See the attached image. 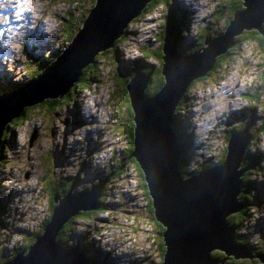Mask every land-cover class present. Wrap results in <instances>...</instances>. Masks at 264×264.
<instances>
[{"label": "rangeland", "instance_id": "obj_1", "mask_svg": "<svg viewBox=\"0 0 264 264\" xmlns=\"http://www.w3.org/2000/svg\"><path fill=\"white\" fill-rule=\"evenodd\" d=\"M4 1L0 0V78L7 82L27 79L25 68L28 66L36 67L35 63L40 55H47L48 62H53V53L67 44L65 29L59 23V18H63V15L66 14L68 19L72 21L71 23L77 25L76 19L80 11L78 6H86V4H81L82 1L77 4H70V0H66L67 6L61 3H53L50 0ZM216 1L176 0L170 6L175 10V17L179 21L185 20L194 26L197 21L201 20L199 24L201 28L206 31L210 28L215 32L218 31L217 29H221L225 23V14L221 11H216L214 22L211 19V9ZM16 4L17 9L14 8ZM11 7L13 10L10 11ZM167 13H169V8ZM201 13H204V17L200 19ZM163 21L164 14H162V10L156 9L153 14L146 16L142 21L144 26L136 24V27H142V31L127 30V37L122 36L124 39L122 43L126 42L124 45L127 47L118 53L115 65L111 66L109 64L111 62L107 61L108 57L103 58L101 56V60L96 61V76L82 77L83 81L81 80L82 82L75 86V91L69 96H62L53 108L45 103L43 108L39 107L29 113L23 112L22 109L19 110L17 116L22 115L23 112V115L28 117L19 126L15 124L10 126V128H14L13 133L10 130L4 133L6 138L5 159L0 160V202L6 206L5 212L1 214L0 211V215L5 220L6 217H9V210L12 212L11 216L13 218L10 227L17 228L25 225V229H32V225L36 224V220L32 218L36 210H44V203L48 204L51 198L49 192L41 190L40 199L44 203H36L39 189L37 186L41 184L46 186L47 184L44 175L52 177L50 185L53 187L58 188L65 185L67 188L69 181L65 182L64 180L71 181L75 177L76 171L79 170L78 177L75 178L72 187L73 190H71L72 194H77L85 192L90 185L96 182L98 173L99 175L107 174L108 170L115 167L121 160L119 157L121 150L124 149L125 141L122 139L120 129L123 123L128 121V98L121 87L124 84L126 85V81L130 80L131 74L127 71L121 74L118 68L120 66L129 68L132 57L136 56L137 51L141 48L151 53L156 51L157 45L160 41H163L166 30H162ZM186 28L189 32V27L186 26ZM160 30H162L161 33ZM163 31L164 33L161 36ZM154 34L159 35V37L153 38ZM132 35L135 39L127 42L133 38ZM120 45L123 44L119 43ZM249 45L252 47V51L258 50L252 43L249 42ZM249 45L241 44L238 49L250 48ZM31 47L32 49L37 48L35 59L29 58ZM115 49L117 48L115 47ZM110 54L112 55V53ZM142 56L147 59L143 52ZM256 59L258 61L260 58L256 57ZM149 65L154 68L150 72L151 75H154L157 70L155 65L157 64L149 62ZM222 65L226 66L225 73L227 75L223 77L222 73L217 70L211 74V79L206 78L198 82L202 83L199 86L206 84L207 86L203 91L198 92L200 93V100L197 106L194 107L193 113L188 111V118L194 119V129H192L189 121L181 129L190 136H194L196 131L199 138L196 136L192 145L194 146L200 141L201 146L204 147V152L210 154L213 148L216 150L221 146L219 140L224 144L227 135L230 137L233 133L231 132L232 127L235 125V121L239 120V112L244 115L243 121L249 122L250 130L253 131L254 136L256 134L252 144L254 146L251 148V152L256 153L253 161L256 171L251 173L253 185L250 193L253 205L258 208L257 215L260 219H264V131L257 136L258 129H256L259 122L264 120V97H262L264 94L262 93L263 95L259 98H262L261 105L253 113L248 112L250 100L247 99L248 102H246L240 96L244 91L256 92L252 85L253 77L259 81V75L263 73V70L259 67V64L258 69H255V61L246 58V55L241 53L232 59L230 65L228 61H225ZM147 71L145 69L141 72L147 74ZM253 73L257 76L255 77ZM136 74L137 72L133 73L132 76ZM86 86L87 88H83ZM91 90L92 93H88ZM159 90L154 92L156 93ZM236 91H239V98L229 102L228 99ZM149 92H152V88H149ZM127 96L129 97L128 91ZM243 98H245L244 95ZM84 100L92 104L88 111ZM39 103H42V101H39ZM177 103H179V100ZM236 108L241 109V111H236ZM197 110L201 114L200 122L202 124L206 123L202 129L195 124ZM247 113L249 116H247ZM224 124H227V129L230 128L229 134L228 131L223 129ZM34 131L37 132V137L30 144L29 138ZM12 134H14L13 137ZM215 135L218 136L219 140ZM112 153L114 154L113 158ZM179 159L183 162L186 161V163H192L191 158L182 152H180ZM242 162L243 157L237 169L244 168L245 162L244 164ZM246 162L251 161L248 158ZM211 167L213 165L202 166L200 172H205ZM122 168H124L123 165ZM134 173L135 169L125 168V172L118 176L116 182L109 183L103 201L116 200L118 199L117 195H119L120 202H126L129 199V194H124L122 191L127 189L129 184L122 181L126 177H131L134 184V193L141 198L142 202L144 192L141 187L139 188L136 185ZM179 173L181 174L180 171ZM242 176L241 181L243 180ZM182 178L186 179L183 175ZM10 181L21 187L17 189H20L19 192L27 194L30 203H26V205L19 203V207L13 206L10 198L11 191L15 189L9 187ZM107 183L108 179L105 180V184ZM28 184L33 185L28 188ZM35 184H37L36 187H34ZM56 194L58 192H54L52 198ZM105 205L108 211L102 215L103 217L110 214L112 207L110 204ZM137 207L138 205L135 204L127 210L116 209L117 218L109 217V221L106 223H98L95 218L80 217L75 220L73 230L78 233L91 229L90 226L95 227L98 225L102 227L99 232L92 231L88 237L92 242L91 249L94 254L95 249L99 253V248L104 252H109L104 255L102 264H149L151 258L159 257L157 248L150 249L151 252L148 250L150 246L156 245L153 241L155 233L149 229L147 223H151L149 217H146V213H143V210ZM44 216L45 211H39V220H42ZM107 217L105 218L107 219ZM154 220H156L155 217ZM6 224H8L7 221ZM145 230H147L146 233L142 235ZM26 234L28 233L20 232L15 239L17 241H28L29 235L26 236ZM127 239L130 240L129 243ZM15 242L12 244H15ZM128 244H132L133 248H126ZM143 244L147 247H143ZM141 253L142 257L147 258L144 262L140 261ZM95 255L99 260V255ZM225 260L221 263L226 264Z\"/></svg>", "mask_w": 264, "mask_h": 264}, {"label": "water", "instance_id": "obj_2", "mask_svg": "<svg viewBox=\"0 0 264 264\" xmlns=\"http://www.w3.org/2000/svg\"><path fill=\"white\" fill-rule=\"evenodd\" d=\"M148 1L92 0V8L74 38L67 39V44L53 53V62H48L47 68H40V75L32 80H19L0 91V136L23 107L66 94L79 80L82 68L93 61L99 50L113 45ZM243 4L244 8L233 15L223 32L205 36L197 51L184 52L177 46L176 25L171 23L161 46L160 73L164 83L160 90L144 98L151 74L141 71L126 84L134 111L130 156L144 175L153 216L164 228L166 249L160 264H215L211 256L215 248L226 253L217 260L220 264L229 256L264 261L263 254L252 253L236 240L235 227L227 220L244 206L239 195L246 168H237L251 138L248 127L230 135L221 164L186 179L178 170L181 150L173 129L174 109L187 85L212 68L216 56L236 43V35L247 28L260 27L264 0H243ZM36 137L34 131L29 143ZM103 184L79 194H72L70 185L64 195H54L55 204L42 232L26 251L1 264H87L81 247H66L55 239L70 217L96 208Z\"/></svg>", "mask_w": 264, "mask_h": 264}, {"label": "trees", "instance_id": "obj_3", "mask_svg": "<svg viewBox=\"0 0 264 264\" xmlns=\"http://www.w3.org/2000/svg\"><path fill=\"white\" fill-rule=\"evenodd\" d=\"M50 1L53 3H61V4H64L67 6L66 0H50ZM80 1H82L81 4H86V6L79 7L78 6L79 4L77 5L78 8L80 9V11L78 12V15H77L78 18L76 19L77 25H74V23L72 24L71 23L72 21H70V19H68V16L66 14L63 15V18L58 17L59 23L65 29V41H66V43H67V39H73L74 38V36L76 35L78 30L80 29L81 25L83 24L85 18L87 17L88 13L90 12V10L92 8V0H70V4H72V3L77 4ZM174 1L175 0H149L144 5L141 12L138 15L131 18V20L129 21V23L126 25V27L124 29L125 33L123 32V34L121 36L116 38L111 47L99 50L98 53L93 57V61L88 63L89 65L86 66L84 69L82 68V75L79 77L80 79L76 83H74L71 86V88L69 89V91L66 94H64L63 96L64 97L69 96L72 92H74L75 86L78 85V83L83 81L82 77L86 78L87 76H90V77L96 76V74H97L96 61L98 59L100 61L101 56L103 58L108 57L107 61L111 62V63H109L111 66L115 65V61H117V59H118L119 43H122V41L124 40L122 36L126 35L127 30L130 29V27L135 25V24H142V21L145 19V17L153 14L156 9L157 10L161 9L162 14H164L168 5ZM211 1H213V0H210V2ZM205 4L207 5V3H205ZM243 8H244L243 0H217L216 2H214L212 9H211V13H210L211 19L214 22V19L216 18V14H217L216 11H221L225 14V16H224L225 23L221 29H217L218 31L214 32L212 30V32H211L212 35H209V37L216 36L219 34L220 31L224 30L225 26L228 24L229 20L233 17V15ZM55 9H57V8L55 7ZM174 16H175V10L171 9L170 14L168 15V18L166 20L167 24H165L164 26L168 27L170 21L172 23H175L177 25L176 36L180 42V40H182V38H183V34H182V31L179 29V27H180L179 22L176 20V18ZM209 26H211V25H209ZM166 27H165V29H166ZM205 31H206L205 29H203V28L200 29V27L198 26L197 31L195 33L196 34L195 39L192 40V43L189 46H183V48H188V49H190V51H192V50L197 51L198 49H200L201 45H203V41H204L203 37L204 36L202 37V35H204L206 33ZM203 32H205V33H203ZM163 33H164V31L162 32L161 36L163 35ZM201 33H203V34L201 35ZM156 37H158V35H153V38L156 39ZM235 40H236V43L233 46L228 47L224 52L219 53L215 58V61L212 65V68L210 70H208L206 74L198 77V79H200V78H203V80H205L206 78L211 79V76H212L211 74L217 70H219L222 73V76L224 77L225 75H227V73H225L226 72V70H225L226 66L222 65V63H224L225 61H228L229 65H230V63L232 62V59L234 57H236L237 54H240V53L245 54L246 58L255 61V69H258V64H259V67L263 70V73L259 75V81H257V79H254V77H253V84L252 85L254 86V89L257 93L255 92L256 93L255 94L253 92L250 93L249 91H247L244 94L240 95L244 101L248 102L247 99L250 100L251 103L248 106H249L250 112L253 113L256 110V108L261 105V103H262L261 99L262 98L261 99H259V98H260V96H262L264 94V19L262 20L259 28H256V27L247 28V29L243 30L240 34L236 35ZM249 42L258 48V50H257L258 52L252 51V47L249 45ZM241 44H247V45H249L250 48L247 47V49L239 50L238 46ZM180 45L182 47L181 43H180ZM115 47L117 49H115ZM140 51H142L146 56L152 55L160 61V62H157L156 64L158 67L157 69L159 71V75L161 77V80H159V82L156 83L154 76L153 75L149 76L148 81H147V85H146L144 92H143L144 98H148V97H151L155 93L154 91L159 90V88H161V86L164 83V77L160 73V69H161V65H162V58H161L162 53L160 51V48L157 49L155 52H152V53L147 51V50H144L143 48H141ZM36 52H37V48L34 47V49H32V47H31L30 53H29V58L35 59ZM110 53H112V55ZM256 57H259L260 59L257 61ZM47 64H48L47 55H40V57L38 58V61L35 63L36 67L28 66L25 68V73L28 75V78L26 80L34 79L35 78L34 74L38 73L37 75H39V73L41 72L40 68H45L47 66ZM141 66H146V68L148 70L147 74L150 73L151 71H153V69H154L152 66H150L149 64L144 63V62L140 66L137 65V68L141 69ZM99 74H100V71H99ZM253 75L255 77L257 76V74H255V73H253ZM198 79L195 78L194 80H192L187 85L182 98L179 100L178 105L174 109L173 129L177 133L178 139H180V136H184V135H181L180 133L177 132V125H179V122L182 123V117H181L180 112L183 109H185L191 103L190 101H194V99L192 97H189V96H193L192 94H194L198 91H200V92L203 91L207 86V84L204 86H199L202 83H198L199 82ZM15 82H17V81L7 82V81H4L3 78H0V89L3 90L4 88L14 84ZM155 83H156V85H155ZM83 88H87V86L83 87ZM149 88H152V92H149ZM121 90L123 92H125V95L128 98V102H127V116H128L127 120L128 121H126V124L123 123V125L120 129V133L122 134V139L125 141V145L123 147L124 149H123V151L121 150V155L119 157V158H121V160L118 162L116 167H111L108 170L107 174L99 175V173H98L96 183L99 184V183L104 182V185L102 188L101 196H99L95 202L96 208L92 209L90 211H81L77 215L72 216L63 225V227L61 228V230L59 231V233L55 239L56 242L61 243L66 247H71L74 245H78L79 247H81V250L85 253V255L88 259L87 264H95L96 261H95L94 257L96 255L93 252H91V245L86 240L85 233H84L85 231L78 232V233L74 232V230H73L74 229V222L79 217L87 218V217L95 216L97 214L103 215L106 212L107 206L105 205V203H103L104 202L103 200H105V197H106V193H104V192H107L106 188L108 187L109 183L116 182L118 175L125 172V168H128V167L135 169V173L133 174L135 176V178H134L135 183L139 188L141 187L143 192H144V194H142L143 195L142 202L145 204L143 210L146 212V216L149 217L150 222L152 224V231H154V233H155L153 235V241H154V243H156V245L151 247V249L153 250V249L157 248V251H158L160 257H163L165 249H166L165 240L163 239L164 228H163V225L159 221L154 220L152 200H151V197L149 196L148 191H147V186H146V183L144 180V175L142 174L141 169L138 167V163L135 161V159L133 157L130 156L132 148H133L132 139H133V132H134V121H133L134 111L131 107L129 97L127 96V90H126L125 84H124V86L121 87ZM258 94H260V95H258ZM243 95L245 96V98H243ZM262 97H264V96H262ZM60 98L61 97L47 98V99H44L42 101V103H39V104L34 103L32 105H27V106L23 107L22 110H23V112L29 113L31 110L37 109L39 107L43 108L45 103L48 104L49 106H51V108H53L54 104H56L57 101H60ZM73 98L75 99L76 97H73ZM23 112H22V115L15 117L10 123H8L1 133V136H0V160L5 159L4 154L6 152V147H5L6 138L4 136V133L8 130H10V132L13 133L14 128H10V126L12 124L19 126L20 123H22L23 121H25L27 119L28 116L23 115ZM233 131H235V129L232 130L231 132H233ZM257 131H258L257 136L260 135L264 131V121L260 124ZM13 136H14V134H12V137ZM188 144H189V137L186 136V140L183 143V145L182 146L179 145L181 152L185 155H186V149L188 147ZM253 146L254 145L251 144V145H249V147H247V149L244 153V156H243L242 164H244V162H245V164H247L246 160H248V158H249L248 152H249L250 148H253ZM255 155H256V153L253 155V159H254ZM113 156H114V154L112 153V158H113ZM225 156H226L225 152H222L219 155V163L220 164L224 161ZM122 165L124 168H122ZM0 166H1V164H0ZM206 166H209V164H207ZM186 167H187L186 161L184 162L182 167H180V165H179V171L181 172L183 177H187V175L189 174ZM78 173H79V170L76 171L75 177L71 181H69L67 188L65 187V185H62L61 187H58V188L53 187L52 185H50V183L52 181V177L49 175H47V176L44 175V178L47 180V184H46V186H43V188H45V190L47 192H49L51 196H53L54 192H58V195H61V194L64 195L68 191V187L71 184L75 183L74 181H75V178L78 177ZM107 179H108V183L105 184V180H107ZM242 186H243L244 192H242L240 194V199L245 204V208L243 210H241L240 212L230 214L227 217L229 224L236 227V229L241 227L244 224V222L247 220L248 208L251 205V201H252V199L250 197V194H251L250 193V190H251L250 182L243 181ZM0 208H3V206L0 205ZM51 208H53L52 200H50V206H48V210H50ZM49 217L50 216H45L44 219L39 223L37 229H35V230L25 229L26 232H31L32 235L28 234L29 235L28 241L21 240V241L15 242V245L13 246V250H11V255L7 256L6 253L0 248V263H3L4 261L10 260L13 257L12 254H17L19 252L26 251L28 249V247L31 245V243L33 242L34 238L42 232L46 222H48V220H49ZM3 225H4V221L0 218V229L3 227ZM95 230L97 232H99V228H96ZM236 236H240V235L238 233H236ZM243 240H241V241H243ZM261 249L264 250V246H262ZM87 253L92 254V256H90V255L88 256ZM260 253L264 255V252H260ZM211 255L217 256L219 259H222L225 257L226 253L223 250L215 248L211 251ZM7 257H8V259H7ZM249 259L251 260L252 258H249ZM231 260L234 263L232 261H225L226 264L227 263H230V264H263L259 260L254 261V262L248 261L247 258L246 259L242 258V259H240L241 261H239V262L235 261L237 259H233L232 257H231ZM156 264H158V263H156Z\"/></svg>", "mask_w": 264, "mask_h": 264}, {"label": "clouds", "instance_id": "obj_4", "mask_svg": "<svg viewBox=\"0 0 264 264\" xmlns=\"http://www.w3.org/2000/svg\"><path fill=\"white\" fill-rule=\"evenodd\" d=\"M176 1V0H175ZM174 1V2H175ZM174 2H172V3H174ZM171 3L168 5L169 7H167V9L165 10V13H164V21H163V24H162V30L163 29H165V24H167L166 23V20H167V18H168V15L170 14V10L172 9L171 8ZM168 8H169V13H167L168 12ZM174 10V9H173ZM175 17V16H174ZM204 17V13H201V15H200V19L201 18H203ZM176 18V17H175ZM176 20L179 22V25H180V27H179V29L182 31V34H183V38H182V40H180V42H179V40H178V38H177V36H176V39H177V46L182 50V51H184V52H192V51H190V49H188V48H183V46H189L191 43H192V40L193 39H195V36H196V31H197V27L199 26L200 27V29H201V26L199 25L200 23H201V20H199V21H197L196 23H195V25L193 26V25H190L188 22H186L185 20H182V21H179L177 18H176ZM172 22L170 21L169 22V25L171 24ZM181 23H183V25L181 24ZM175 24V23H174ZM176 25V24H175ZM141 26H144L143 24H141ZM186 26H188L189 27V32H188V30H187V28H186ZM169 27V26H168ZM168 27H166V29L168 28ZM130 29H133V30H138V31H142L143 29H142V27H136V24L134 25V27L133 26H131L130 27ZM130 29H128V30H130ZM162 30H160V32L162 31ZM208 31H210V33H205L203 36L205 37V36H207V35H212L211 34V32H212V29L210 30V28L209 29H207V31L206 32H208ZM221 32V31H220ZM134 33V32H133ZM176 33H177V25H176ZM126 35H127V33H126ZM125 35V36H126ZM154 35H156V34H154ZM202 36V37H203ZM127 37V36H126ZM131 37H133L132 39H130L129 41H127V42H131L132 40H134L135 39V37L132 35ZM158 37H159V35H158ZM203 37V38H204ZM162 42L163 41H160V43L157 45V47H156V50L157 49H159L160 48V51H161V46H162ZM124 43H126V42H124ZM124 43H120V44H123V45H120L119 46V49H118V53L121 51V50H124V49H126V45H124ZM180 43L182 44V47H181V45H180ZM188 49V50H187ZM161 53H162V51H161ZM162 56V55H161ZM147 57V59H145V58H143V56H142V51H140V50H138L137 51V55L136 56H134V57H132V60H131V62L132 61H135L136 63H138L139 65L140 64H142L143 62H145V63H147V64H149V62H155V63H157V62H160L156 57H154V56H146ZM156 67H157V65H155ZM48 67V64H47V66L45 67V68H47ZM158 68V67H157ZM118 71H121L120 73L121 74H124V72L125 71H127L128 73H130L131 74V76L130 77H132V75H133V72H132V69H131V64H130V67L128 68L127 66H125V67H123V66H120L119 68H118ZM143 71V70H142ZM42 72V71H41ZM41 72L39 73V75L41 74ZM38 75H36L35 77H37ZM27 78H28V75H27ZM80 79V78H79ZM24 80H26V79H24ZM32 80V79H31ZM76 83V82H75ZM126 84H127V81H126ZM199 92V91H198ZM198 92H196V93H194V94H192L193 96H189V97H192L193 99H194V101H190L191 103L185 108V109H183L181 112H180V114H181V117H182V123H180L179 122V125H177V132L178 133H180L181 135H184V136H180V139L182 138V137H184L185 138V140H186V136L187 137H189V144H188V148H187V153H186V155H188L190 158H191V160H192V163H186V169H187V171L189 172V174L188 175H191V174H195V173H198V172H200V168L202 167V166H205V165H207V164H209V165H213V166H216V165H218V164H220L219 163V155L222 153V152H225L226 153V147H227V141H228V138H229V136L227 135V139H226V141H225V143L223 144L222 143V141L221 140H219V138H218V136H216L215 135V137H217L218 138V140H219V143H220V147L218 148V149H216V150H214V152H212L211 154H207L206 152H204V147L203 146H201V142L199 141V143L197 142L194 146L192 145V142H193V140H194V138L197 136L198 138H199V135L196 133V131H195V135L194 136H190V135H188L184 130H182L181 128H184L183 127V125L185 124V123H188V121H189V124L192 126V129H194V119H189L188 118V111H191L192 113H193V111H194V107L195 106H197V104H198V102H199V100H200V93H198ZM246 91H244L243 92V94L245 93ZM88 93H92V90L91 91H88ZM231 97V96H230ZM85 101V100H84ZM85 104H86V107H87V111L88 110H90V108H91V105L92 104H89L87 101H85ZM236 111H241V109H238V108H236ZM250 110H248V112H249ZM239 115H240V117H238V119L239 120H236L235 121V125L232 127V129L234 130L235 129V131H233V133L234 132H236V131H239V130H241V129H243L245 126H247L248 127V132L250 133V135H251V138H250V140H249V143H248V145H247V147H249V145H251V144H253L254 143V137L256 136V134H255V136H254V133H253V131L252 130H250V128H249V122H246V121H243V118H244V115L241 113V112H239ZM247 116H249V114L247 113ZM264 120H261L260 122H259V124L257 125V127H256V129H258L259 128V126H260V124L263 122ZM126 124V123H125ZM7 125V124H6ZM174 125V124H173ZM226 125L227 124H224V127H223V129L224 130H226V131H228V134H229V131H230V128L229 129H227L226 128ZM124 127V126H123ZM188 129V128H187ZM176 133V132H175ZM122 135V134H121ZM176 135H177V133H176ZM211 137H214V136H211ZM178 138V137H177ZM180 139H178V145H181V143H180ZM253 141V142H252ZM185 142V141H184ZM182 146V145H181ZM247 147H246V149H247ZM179 148H180V146H179ZM181 150V149H180ZM246 151V150H245ZM245 153V152H244ZM255 153H252L251 152V148H250V150H249V152H248V157H249V159H250V161L251 162H249V163H247V164H245L244 165V168H246V170L249 168V166L251 165L252 166V169H253V171H252V173L253 172H255L256 170H255V168H254V163H253V161H254V159H253V155H254ZM243 156H244V154H243ZM261 162H262V157H261ZM183 164H184V162H183ZM179 165H180V167H181V164H180V159H179V164H178V167H179ZM116 167V166H115ZM245 170V171H246ZM245 173V172H244ZM120 175V174H119ZM118 175V176H119ZM187 175V176H188ZM187 178V177H186ZM66 180V179H65ZM250 186H251V188H252V185H253V179L252 178H250ZM97 183L96 182H94L92 185H90L89 187H88V189L87 190H89L90 188H92L94 185H96ZM72 185V187H73V184H71ZM104 185V184H103ZM12 186H15V184L14 183H12L11 182V184H10V188L12 187ZM37 186V184H35L34 185V187H36ZM240 186H241V193L242 192H244V190H243V186H242V181H241V184H240ZM37 187H39V189H38V191H37V197H36V203H44L41 199H40V193H41V190H45L44 188H43V185L41 184V185H39V186H37ZM70 187V186H69ZM69 187H68V189H69ZM86 190V191H87ZM47 192V191H46ZM104 193H106V192H104ZM103 193V194H104ZM240 193V194H241ZM77 194H79V193H77ZM101 194H102V191H101ZM144 194V193H143ZM101 196V195H100ZM250 197H251V194H250ZM239 199H240V195H239ZM252 199V198H251ZM50 200H52V202H53V206H54V201H53V198H52V196H51V198L49 199V202H48V204H46V203H44V205H45V216H50V214H51V212H52V208L50 209V210H48V206H50ZM241 200V199H240ZM241 202H243L242 200H241ZM103 203H105V204H107V202H103ZM0 204H1V206H3V208H0V211H1V214L3 213V212H5V210H6V206H5V204H2L1 202H0ZM254 203H252V201H251V205L249 206V208H248V215H247V220L244 222V224L241 226V227H239L238 229H236V227H235V237H236V240L238 241V242H240L241 244H244V245H246L247 246V248L252 252V253H254L253 251L254 250H257V249H259L261 246H262V244L264 243V219H260L259 218V216L257 215L258 214V212H257V210H258V208H257V206H254L253 205ZM243 208L241 209V210H243L244 208H245V204L243 203ZM111 210V209H110ZM240 210V211H241ZM106 211H108L107 209H106ZM239 211V212H240ZM81 212V211H80ZM93 215V214H92ZM44 216V217H45ZM147 217V216H146ZM154 217V216H153ZM0 218L4 221V225H3V227L0 229V248L6 253V255L7 256H9V255H11V250H13V248L12 249H7V248H5L6 247V245L4 244V242L10 237V235H6L5 234V229H4V226H5V224H6V221L4 220V218L0 215ZM80 218V217H79ZM79 218H77V219H79ZM88 219H90V218H95L97 221H98V223H106L107 222V219L105 218V217H103L102 215H99V214H97V215H95V216H92V217H87ZM44 219V218H43ZM42 219V220H43ZM144 220H145V217H144ZM146 221V220H145ZM148 223V225H149V229L152 231V224L151 223H149V222H147ZM6 225H8V224H6ZM91 227V229H86V231L84 232L85 233V237H86V240H87V242L92 246V242L88 239V237H89V235H90V233L92 232V231H94L96 228H99V230L102 228V227H99L98 225H96L95 227H93V226H90ZM13 228V227H12ZM24 227H17V228H14V229H16L17 231H18V234L20 233V232H26L25 231V229H23ZM105 229V228H104ZM33 230V229H32ZM35 230V229H34ZM146 231L147 230H145L143 233H142V235H144V233H146ZM82 232V231H81ZM28 234H30V235H32V233L31 232H27ZM236 233H238L240 236H236ZM250 233H253V234H255L256 236H257V238H258V243L256 244V245H253V244H251L250 242H249V237H248V234H250ZM18 234H17V236H18ZM28 234H26V236L28 235ZM16 236V237H17ZM29 237V236H28ZM244 239V240H243ZM241 240H243V241H241ZM27 241V240H26ZM70 246V245H69ZM151 247H153V246H150L149 248H148V250L150 251V249H151ZM142 248V247H141ZM97 251V249H95V254H97V255H99V260H97V258H96V256L94 257V259H95V261H96V263H98V264H102V261H103V259H104V255L105 254H107V253H109V252H104V251H102L100 248H99V253L98 252H96ZM91 252H92V249H91ZM135 252V251H134ZM141 252H142V250H141ZM151 252V251H150ZM15 253V252H14ZM88 254V256L90 255V256H92V254H90V253H87ZM254 254H256V253H254ZM13 256L15 255V254H12ZM158 256H159V261L158 262H156V261H149V264H156V263H158V264H160L162 261H163V257H160V255H159V253H158ZM248 258V257H247ZM7 259H8V257H7ZM145 260H147V258L145 257H142V253H141V256H140V261L141 262H144ZM5 262V261H4ZM95 263V264H96ZM1 264V263H0Z\"/></svg>", "mask_w": 264, "mask_h": 264}, {"label": "built area", "instance_id": "obj_5", "mask_svg": "<svg viewBox=\"0 0 264 264\" xmlns=\"http://www.w3.org/2000/svg\"><path fill=\"white\" fill-rule=\"evenodd\" d=\"M238 83H239V80H238ZM222 89H220V90H222ZM220 90H218V91H220ZM218 91H216V92H218ZM238 98H239V91H236L231 95V97L228 99V101L232 102ZM195 114H197L195 116V124H196V126H200V128L202 129L206 123L202 124L200 122V117H201L200 115L201 114H200L199 110H197ZM212 152H214V148L211 150V153ZM122 182H124V183L126 182L129 184L128 188L124 189L122 191L124 194H129V199L126 202L121 203L119 200L120 199L119 195H117L118 199H116V200L112 199L110 201L112 203L107 202V204H110L112 206L111 210H110V214L108 215V217H107V215H105V217H107V222L109 221L108 220L109 217L117 218L116 217V209H118V208L127 210L129 207L136 204V205H138V207H137L138 209H142V210L144 209L145 204L142 203L141 198L138 197L134 193V184H133L131 177L124 178ZM10 184H11V181L9 183V186H10ZM12 187H14V189H15L14 191H11V198H10L11 202L13 203V206L19 207V205H18L19 203H23L24 205H26V203H30V198L27 197V194H23V193L19 192L20 189H17V188H21V187L17 186L16 184H15V186H12ZM39 211H45V209L44 210H36L35 215L32 217L33 219L36 220V224L32 225V229L33 228L37 229L39 223L42 221V220H39ZM143 213H146V212L143 210ZM11 215H12V212L9 210V217H6V219H5V221H7V223H8V225L5 224V226H4L5 234L10 235V237L4 242V244L6 245L5 248H7V249L13 248V245H15V244H12V243L14 241L17 242V239H15V238H17L16 236L18 234V231L16 229L10 227L11 220L13 218ZM14 219L16 220V218H14ZM22 227H24L23 229H25V225H23ZM32 229H29V230H32ZM248 237H249V242L251 244L256 245L258 243V238L255 234L250 233V234H248ZM127 242L129 243L130 240L127 239ZM143 247H147V245L143 244ZM126 248H133V245L128 244ZM124 252H125V250H124ZM151 260L158 262L159 257L158 258H151Z\"/></svg>", "mask_w": 264, "mask_h": 264}, {"label": "flooded vegetation", "instance_id": "obj_6", "mask_svg": "<svg viewBox=\"0 0 264 264\" xmlns=\"http://www.w3.org/2000/svg\"><path fill=\"white\" fill-rule=\"evenodd\" d=\"M206 33H210V31H208V32H206ZM203 33H201V35H202ZM203 36V35H202ZM137 65H139L138 63H136L135 61H132L131 62V69H132V72L133 73H135V72H139V71H142V70H145L146 69V71H147V68H146V66H141V69L140 68H137ZM140 66V65H139ZM154 76V79H155V82L157 83V82H159V80H161V77H160V75H159V71H158V69L155 71V74L153 75ZM210 76V75H209ZM198 79V78H197ZM203 80V78H200V79H198V81H202ZM197 81V82H198ZM156 83H155V85H156ZM184 141H185V138L184 137H182L181 139H180V143H181V145H183V143H184ZM180 164H181V167L183 166V161H181L180 160ZM252 171H253V169H252V166L250 165L249 166V168L245 171V173L243 174V176H242V178H243V180H242V182L243 181H245V182H249L250 181V178H251V173H252ZM65 182H67V181H70V180H68V179H66V180H64ZM61 183V182H60ZM262 246H264V244H262ZM262 246L259 248V249H257V250H254L253 252L254 253H260V252H264V250H262L261 248H262ZM214 257V256H213ZM217 257V256H216ZM231 257L232 256H229L227 259H228V261H232L231 260ZM218 258V257H217ZM233 258V257H232ZM227 259L225 260V261H227ZM234 259V258H233ZM246 259V258H245ZM248 259V261H251V262H254V261H257V260H259L258 258H256V257H254V258H252L251 260L249 259V258H247ZM262 259L264 260V256L262 257ZM235 261H237V262H239V261H241L240 259H237V260H235ZM260 261V260H259ZM233 262V261H232ZM260 262H262L263 264H264V261H260ZM234 263V262H233ZM140 264H142V263H140Z\"/></svg>", "mask_w": 264, "mask_h": 264}, {"label": "bare ground", "instance_id": "obj_7", "mask_svg": "<svg viewBox=\"0 0 264 264\" xmlns=\"http://www.w3.org/2000/svg\"><path fill=\"white\" fill-rule=\"evenodd\" d=\"M5 1H6V0H5ZM5 1H4V2H5ZM14 8L17 9V4H16V7H14ZM11 10H13L12 7H11L10 11H11ZM0 16H1V15H0ZM7 21H8V20H7ZM93 117H94V116H93ZM94 118H95V117H94ZM75 120H76V119H75ZM77 120H78V119H77ZM101 160H102V159H101ZM15 180H16V179H15ZM31 185H33V184H28L27 187L30 188ZM32 190H33V189H32ZM72 190H73V189H72ZM160 223L162 224V222H160ZM162 225H163V224H162ZM163 236H164V233H163ZM211 256H212V255H211ZM212 258H214V259L216 260V263H215V264H219V262L217 261L219 258H217L216 256H214V257L212 256Z\"/></svg>", "mask_w": 264, "mask_h": 264}]
</instances>
